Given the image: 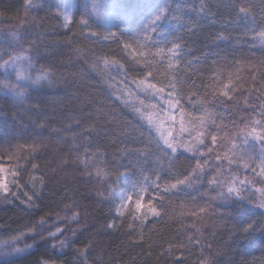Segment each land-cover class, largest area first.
Instances as JSON below:
<instances>
[{"label":"trees","instance_id":"obj_1","mask_svg":"<svg viewBox=\"0 0 264 264\" xmlns=\"http://www.w3.org/2000/svg\"><path fill=\"white\" fill-rule=\"evenodd\" d=\"M201 2L209 18L193 11ZM31 3L33 6L27 7L28 0H0V55L7 60L9 54L30 50L32 74L40 68L52 73L50 84L29 88L22 101L0 94V164L24 169L19 187L11 185L13 190L7 197L0 194V240L25 233L21 244L34 245L14 264H264V233L258 228L246 239L243 232L251 221L264 225V218L246 210L237 214L235 201L216 198L218 189L207 183L210 176L186 193L166 195L163 209L157 205L162 217L150 216L142 228L139 223L130 228L128 216L117 220L115 228L107 227L116 219L111 203L115 197L107 190L109 186L118 189L122 173L132 175L137 183L143 177L154 180L156 174L161 183L174 182L194 166L195 159L183 149L176 154L178 158L161 153L147 125L133 111L131 105L138 102V95H131V103L124 94L135 91L131 81L142 76L141 71L132 69L142 70V65L114 42L89 39L78 26L62 29L54 0ZM169 3L173 9L181 5V20L191 21L190 27L173 33L185 47L175 75L184 82L177 87L182 89L181 104L186 112L199 115L200 103H188L189 96L195 100L198 95L206 98L218 126L239 125L242 116L260 119L264 41L258 30L264 29V0ZM236 4L250 8L255 23L236 17ZM103 59L117 61L125 71L105 68ZM168 70L166 63L156 65L153 82L166 86ZM10 80L16 82L14 73ZM229 80L236 88L230 93L233 100L213 98L212 88ZM117 97L128 103H121ZM33 144L38 145L35 151L26 147ZM86 153L91 154L87 167L81 163ZM221 164L228 168L226 162ZM232 171L243 178L242 171L235 167ZM248 178L253 179V175L248 173ZM258 180L254 181L256 188L261 187ZM242 195L255 203L251 192ZM29 196L35 207L27 201ZM201 206L205 212L198 211ZM193 210L197 211L195 217L190 215ZM73 211L79 213L75 222L71 219ZM57 227L64 228V234L49 239L48 233ZM29 229H35L36 235ZM60 240H66L68 246L61 249ZM169 244L174 245L172 255L167 254Z\"/></svg>","mask_w":264,"mask_h":264},{"label":"snow or ice","instance_id":"obj_2","mask_svg":"<svg viewBox=\"0 0 264 264\" xmlns=\"http://www.w3.org/2000/svg\"><path fill=\"white\" fill-rule=\"evenodd\" d=\"M32 6L31 0H28L27 7ZM54 7L63 28L78 26L82 32L87 33L89 39L114 42L122 51L134 54L133 60L142 65V70L135 68L132 70L141 71L142 78L132 80L131 83L144 98L137 97L138 102L131 105L133 111L140 120L145 122L150 136L161 153L178 158L176 154L183 149L191 153L195 159L194 166L190 167L182 178L176 177L174 182L161 183L159 174H156L154 180L143 177L141 182L125 184L118 190L109 186L107 190L109 195L115 197L111 203L116 219L128 216L132 223H139L142 228L150 216L162 217V211L158 210L157 205L163 209L166 195L186 193L188 189L209 176L211 179H207V183L218 189L216 198L235 201L237 214H240L241 210H246L253 216L264 218V105L257 113L260 119L242 116L240 124L233 122L231 128L216 125L213 114L207 108L206 98L202 100L198 95L193 94L195 100L189 96L188 103L190 106L200 103L199 115L186 112L181 104V100L184 99L181 94L182 89L177 87L184 82L175 75L185 55V47L178 38H171L174 32L191 25V21H182L178 14L183 10L182 6L178 4L173 9L169 0H54ZM235 8L236 17L245 22L251 20L255 23L250 8L241 4H236ZM193 11L196 15L204 14L205 18H209L203 2L199 9H193ZM262 15H264V9H262ZM97 28L103 31H97ZM258 36L264 41V29L258 30ZM14 38L19 40L18 37L14 36ZM29 52L30 50H23L17 55L9 54L7 60L0 55V71L4 74V79L0 80V94L11 95L22 101L29 88L51 83L52 73L48 69H36V74H32L34 64ZM165 63L173 74L166 86H158V82H153L156 80L153 68L156 65L164 66ZM191 63L190 61L189 65ZM102 65L105 68H114L118 72L125 71L123 65L115 60L103 59ZM13 73L15 83L10 80ZM252 78L255 79L254 76ZM221 85V87L212 88L213 98L220 96L233 100L230 93L235 92L236 88L232 87L231 80L228 83L221 82ZM124 91L125 89H121L122 93ZM117 99L121 103H128L122 97ZM243 103L247 105L248 101L245 99ZM174 131L176 135L173 134ZM257 141L259 142L258 150L255 143ZM26 147L35 151L38 145ZM90 158L91 154L86 153L81 163L87 167V160ZM222 161L227 163V169L222 167ZM32 167L37 166L33 164ZM233 167L244 173L243 178L233 174ZM21 171L24 169L9 167L6 170L5 165L0 164V194L7 197V194L13 190L10 185L19 187ZM248 173L253 175V179L248 178ZM8 175L12 176L11 180H8ZM96 175L100 177V172L98 171ZM257 178L261 184L259 188H256L254 183ZM32 188L33 194L36 195L35 184ZM242 192H251L252 199L256 202L253 204L251 199L242 195ZM146 196L147 200H145ZM27 201L35 207L31 196L27 197ZM205 210V206H201L198 211L205 212ZM190 215L195 217L197 211L193 210ZM78 218L79 213L73 211L71 219L75 222ZM39 223L43 227L45 223L43 217ZM116 226L115 221L107 225L108 228ZM129 227L131 228L132 224H129ZM193 228L199 233L195 223ZM258 228L264 233V225H258L255 221L247 223L243 228L245 238H251ZM29 231L36 235L35 229H29ZM64 231V228L57 227L55 231L48 233V238L56 240L64 234ZM24 236L25 233H20L19 236L12 237L8 241H0V264H14L20 254L34 247L27 244L23 248L18 246L23 242ZM195 242L199 244L200 240L197 238ZM59 246L63 249L68 244L66 240H60ZM52 247L55 248L56 245L53 244ZM173 247L174 245L169 244L168 255L173 254ZM84 253H87V249ZM41 264H47V262L42 261Z\"/></svg>","mask_w":264,"mask_h":264},{"label":"rangeland","instance_id":"obj_3","mask_svg":"<svg viewBox=\"0 0 264 264\" xmlns=\"http://www.w3.org/2000/svg\"><path fill=\"white\" fill-rule=\"evenodd\" d=\"M61 27H62V26H61ZM62 29H65V28L62 27ZM171 38H172V39H176V38L173 36V34H172ZM125 53H126V55H128L130 58L133 59V55H134V54H130V53L127 52V51H125ZM172 74H173V73H172V70L169 69V70H168V80L171 78ZM125 93H126V94H124V95L127 96V100L131 101V103H133V102H132V97H131V95H133V94H137L141 99L144 98L142 95H141V96L139 95V93L136 91V89H135V91L127 90ZM129 94H131V95H129ZM146 103H147V101H146ZM160 103L162 104L163 102L161 101ZM144 123H145V122H144ZM257 143H258V142H257ZM258 149H259V144H258ZM162 158H163V157H162ZM5 168H6V170H7L9 167L5 165ZM159 171H160V167L157 168V172H159ZM7 178H8V180H11V179H12V176H11V175H8ZM120 179H121V182H120V185L118 186V189L121 188V187H124L125 184L131 183V182H134L133 176L130 175V174H128V173H126V172L123 173V174H121ZM10 186H11V185H10ZM118 189H117V190H118ZM257 198H258V196H257ZM255 202H256V200H255ZM115 218H116V217H115ZM113 221H115V222L117 223V219L112 220L111 223H112ZM131 224H132V225H135V223H132V221H131ZM8 240H10V239H4V240H0V241H8ZM25 245H26V244H21V243L18 244V246L21 247V248H23Z\"/></svg>","mask_w":264,"mask_h":264}]
</instances>
